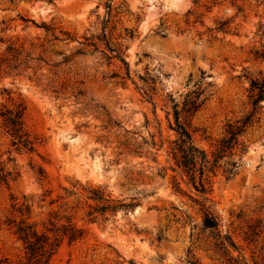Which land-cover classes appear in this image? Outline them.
<instances>
[{
    "label": "rangeland",
    "instance_id": "374dc122",
    "mask_svg": "<svg viewBox=\"0 0 264 264\" xmlns=\"http://www.w3.org/2000/svg\"><path fill=\"white\" fill-rule=\"evenodd\" d=\"M41 22L75 40L50 46ZM102 33L125 48L129 77L111 76H122L121 64L77 42ZM9 43L22 53L0 64V103L9 105L6 93L23 102L33 150L16 149L0 128V163L10 171L0 182V259L22 256L2 223L13 195L27 197L37 222L52 211L54 220L70 217L84 229L80 240L62 241L50 264L233 263L202 229L198 205L172 188L174 176L195 196L171 170L168 125L172 105L180 109L199 93L190 130L209 152L224 124L247 110L249 79L264 78V0H0V55ZM77 48L67 63L52 65L60 60L54 50ZM262 105L235 175L226 180L221 172L233 155L220 161L206 194L239 264H264ZM90 187L134 206L88 221Z\"/></svg>",
    "mask_w": 264,
    "mask_h": 264
},
{
    "label": "trees",
    "instance_id": "16d2710c",
    "mask_svg": "<svg viewBox=\"0 0 264 264\" xmlns=\"http://www.w3.org/2000/svg\"><path fill=\"white\" fill-rule=\"evenodd\" d=\"M36 26L42 27L49 36L46 42L50 46L55 43L67 44L75 40L68 31L54 24L48 25L41 22ZM83 39L84 41L77 42L92 46L94 50H99L108 60V63L115 60L121 64L120 67L124 69L122 76L118 72H113L111 76L122 79L129 77V66L124 57L125 48L122 44L112 41L111 37H106L104 33L100 37L91 35ZM100 44L103 47L98 49ZM21 53L20 47L9 43L4 50V54L0 55V64L3 62L14 63L20 60ZM80 53V48L69 54L64 53L62 50H54L53 54L60 56V60L52 65L67 63L74 54ZM25 56L28 57V55ZM36 59L40 58L37 57ZM15 66L17 65L14 64L13 67ZM247 92V110L241 116L230 119L224 124L221 136L214 141L209 152L199 148L193 142L190 130L191 120L202 104V101L199 100V93L188 96L182 102L180 109H177L176 104L172 105L173 124L169 123L168 125L175 133V138L169 141L167 150L168 156L173 162L171 170H178L181 180L194 191L195 196L186 192L174 176L172 177V188L174 191L186 195L198 205V211L202 216V229L207 231L208 235L214 239V245L226 254L229 260H233L231 264H239L228 251V247L236 248V246L228 235L221 236L217 215L211 208V204L208 203L209 199L206 194L210 190L211 177L221 168L220 161L231 158L233 155L237 157L231 160L229 168H222L221 172L226 180L235 175L241 164V156L247 150L243 138L248 129L260 120L263 108L262 102H264V78L262 76L251 77ZM6 94L9 105L0 103V128L10 136L11 145L15 146L16 149L21 146L31 151L33 150V142L24 127L25 106L22 101H16L9 93ZM9 176L10 171L5 170L0 163V182L7 183ZM85 197L95 203L94 206L89 207L90 209L86 214L88 221L91 222L95 221L98 216H101V220H106L107 217L104 214L108 211L127 210L134 206L133 201L123 203L121 200L110 199L109 195L100 188H87ZM52 202L50 201V203ZM32 212V203L28 201L27 197L23 196V199L18 201L17 198L11 195L10 209L4 215L2 223L20 242L22 256L17 260L3 257L0 259V264H50L52 256L64 239L68 243H72L84 236V229L71 222L70 217L66 218L65 222H59L57 219L54 220L56 215L50 211L45 220L37 222L32 219Z\"/></svg>",
    "mask_w": 264,
    "mask_h": 264
}]
</instances>
